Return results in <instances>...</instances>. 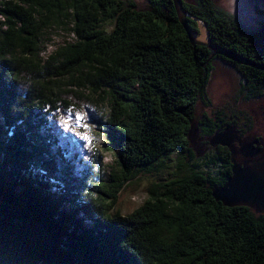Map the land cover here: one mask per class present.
Returning a JSON list of instances; mask_svg holds the SVG:
<instances>
[{"label": "trees", "instance_id": "obj_1", "mask_svg": "<svg viewBox=\"0 0 264 264\" xmlns=\"http://www.w3.org/2000/svg\"><path fill=\"white\" fill-rule=\"evenodd\" d=\"M146 1L0 0V264H264V216L215 201L222 180L198 169L230 174L228 150L183 161L193 158L188 131L211 61L236 71L245 99L264 94V72L220 56L203 65L210 51L189 43L171 0ZM181 3L190 31L200 33L199 19L212 43L264 66V9L247 27L211 0ZM55 21L73 40L40 58ZM83 112L111 145L107 183ZM223 117L196 123L206 134L235 125ZM172 154L169 178L121 214L123 187Z\"/></svg>", "mask_w": 264, "mask_h": 264}, {"label": "rangeland", "instance_id": "obj_2", "mask_svg": "<svg viewBox=\"0 0 264 264\" xmlns=\"http://www.w3.org/2000/svg\"><path fill=\"white\" fill-rule=\"evenodd\" d=\"M188 3H193L194 0H184ZM215 5L234 16L242 25L247 27H254L258 21L256 9H264V0H211ZM137 8H147L146 0H134ZM0 17V21H1ZM198 32L201 33V22L197 21ZM4 27L0 25V29ZM104 31L110 29L109 24L103 25ZM199 34V33H198ZM200 39V38H199ZM73 35L69 32L68 28L58 21L47 28L38 42V57L44 58L59 46L71 42ZM257 105L260 108H257ZM104 106V105H103ZM101 107L102 110L105 109ZM220 112L223 115V120H232L235 122L236 129L242 133L250 134L261 132L264 127V117L260 113L264 112V96L259 101L256 99H245L244 96L238 93V74L236 71L223 63L219 58H214L211 61V70L209 72L208 82L206 85L205 93L199 97L195 104L193 126L199 128L196 134L192 137V133L188 134V146L193 158L191 160L184 159L186 163L191 161H201L203 156L211 151L208 143H205L206 133L200 128L196 121L199 119L201 113H206L207 116H213L214 112ZM255 113H254V112ZM81 125L84 127L85 137L88 140L90 132L94 131L97 134L95 144L102 149L101 163L106 166L104 171L105 182H108L107 171L108 166L117 170L114 165L113 152L111 145L107 143V137L104 132L95 127V121L86 112H83L80 119ZM193 128V127H191ZM190 128V129H191ZM175 155L172 154L165 159L164 168L156 174H149L139 177V180L131 181L125 185L119 192V198L115 208L121 214H127L146 198L145 187L152 181H164L169 178L170 173L174 171L176 164ZM198 169L215 176L219 169V164L200 166ZM249 211L255 216H264V209L261 213L254 212L252 209Z\"/></svg>", "mask_w": 264, "mask_h": 264}, {"label": "water", "instance_id": "obj_3", "mask_svg": "<svg viewBox=\"0 0 264 264\" xmlns=\"http://www.w3.org/2000/svg\"><path fill=\"white\" fill-rule=\"evenodd\" d=\"M181 1L171 0L177 20L186 33L189 43L192 46L203 45L210 51L203 65L213 56H220L236 64L249 66L264 72L263 65L212 43L208 39L207 33L204 39L196 38L197 33L190 31L186 25L185 17L190 15L183 8ZM197 21L201 20L196 19ZM201 22L205 28L204 22ZM188 132H190V129ZM206 140L212 149L216 146H223L229 152L232 145L238 142V149L244 157H250L259 152L257 142L255 140L242 141L239 138L235 125L232 124H225L221 129L214 130L211 134L207 135ZM229 170L230 175L228 178L223 183L211 188L212 198L225 206L242 205L247 208L257 206L264 209V168L253 169L247 165H237L230 160Z\"/></svg>", "mask_w": 264, "mask_h": 264}, {"label": "flooded vegetation", "instance_id": "obj_4", "mask_svg": "<svg viewBox=\"0 0 264 264\" xmlns=\"http://www.w3.org/2000/svg\"><path fill=\"white\" fill-rule=\"evenodd\" d=\"M262 96H264V94ZM261 97L257 98L256 100L259 101V99ZM257 108H260V106L257 105ZM260 114L263 115V117H264V112L260 113ZM191 127H193L190 129V132L192 133V137H193L196 134V130H199V128H196L193 125ZM214 130H216V129H213V131ZM237 131H238L239 138L242 141L255 140L257 142L258 147H259V152L255 155L250 156V157H244L238 149L239 143L235 142L232 145L230 152L228 151L229 152V157H228L229 167H230V160H231V161H233V163H235L237 165H247L253 169H258L260 167L264 168V127H263L261 132H257V133L245 134V133H242L239 130V128H237ZM207 135H209V134L205 135V143H207V140H206ZM221 147H223V146H221ZM223 148H225V147H223ZM211 150H212V148H211ZM229 175L230 174L229 173L227 174L225 168L223 166L219 165V169H218L217 174L215 176H217L219 179L222 180L221 183H223L228 178ZM249 209H252L254 212H257V213L262 212V208L257 207V206L256 207H250Z\"/></svg>", "mask_w": 264, "mask_h": 264}, {"label": "bare ground", "instance_id": "obj_5", "mask_svg": "<svg viewBox=\"0 0 264 264\" xmlns=\"http://www.w3.org/2000/svg\"><path fill=\"white\" fill-rule=\"evenodd\" d=\"M199 22V21H198ZM201 22V21H200ZM205 35H206V31H205V28H204V26H203V24H202V22H201V33H197L196 34V38H200V39H204L205 38Z\"/></svg>", "mask_w": 264, "mask_h": 264}]
</instances>
